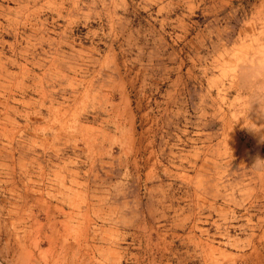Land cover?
<instances>
[{"label":"rangeland","instance_id":"1","mask_svg":"<svg viewBox=\"0 0 264 264\" xmlns=\"http://www.w3.org/2000/svg\"><path fill=\"white\" fill-rule=\"evenodd\" d=\"M0 264H264V0H0Z\"/></svg>","mask_w":264,"mask_h":264}]
</instances>
